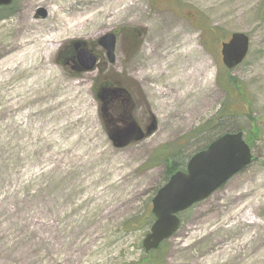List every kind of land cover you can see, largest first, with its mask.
Returning a JSON list of instances; mask_svg holds the SVG:
<instances>
[{"label":"rangeland","instance_id":"374dc122","mask_svg":"<svg viewBox=\"0 0 264 264\" xmlns=\"http://www.w3.org/2000/svg\"><path fill=\"white\" fill-rule=\"evenodd\" d=\"M94 1L0 8V64L27 39L34 46L38 34L61 33L72 11ZM128 2L135 7L117 20L100 13L94 25L66 30L37 69L17 70L0 85V264H138L148 255L144 219L164 183L163 164H154L160 151L174 149L185 162L239 126L254 160L182 213L164 257L151 264H264V0ZM40 7L47 14L35 18ZM109 31L118 41L113 64L96 42ZM234 32L248 35L250 47L227 70L220 44ZM75 41L97 54L94 70H72ZM40 70L51 79L26 89ZM227 78L240 86L231 97ZM108 83L127 88L141 128L154 125L122 149L99 117L95 93ZM257 125L258 138L249 132Z\"/></svg>","mask_w":264,"mask_h":264},{"label":"water","instance_id":"95a60500","mask_svg":"<svg viewBox=\"0 0 264 264\" xmlns=\"http://www.w3.org/2000/svg\"><path fill=\"white\" fill-rule=\"evenodd\" d=\"M13 0H0V6H8ZM35 18L45 17L47 11L37 8ZM107 54L108 60L115 59L116 33L109 31L96 39ZM75 65L78 72L95 69L96 57L86 49V43L75 41ZM249 36L245 33H231L228 41L220 45L221 59L228 70L240 65L249 51ZM110 91V90H109ZM102 89L99 98L101 109L107 113L106 105L109 92ZM120 93L118 89L114 90ZM122 129L113 128L109 131V139L116 148H123L134 141H141L154 132V125L141 130L135 119ZM112 121V120H111ZM252 162V148L245 142L242 131L224 133L213 139L205 148L191 155L185 170L172 173L168 181L158 188L151 199V211L154 221L149 233L142 240L146 252L159 248L161 242L170 238L179 228L181 220L178 215L193 204L204 201L216 189L225 184L226 180L243 170Z\"/></svg>","mask_w":264,"mask_h":264},{"label":"bare ground","instance_id":"6f19581e","mask_svg":"<svg viewBox=\"0 0 264 264\" xmlns=\"http://www.w3.org/2000/svg\"><path fill=\"white\" fill-rule=\"evenodd\" d=\"M71 2V0H62V2ZM87 2V0H78ZM103 5L104 10L100 12L98 9V6ZM123 5V6H120ZM135 7L134 3L128 2V0H109L103 4H101L100 0H96L93 2V4L89 6H85L82 9L76 8L75 11H72L70 19L68 20V23L64 26V28L61 30V33L59 31L52 32L49 37H41V34H38L35 37L36 43L34 46H28V44L33 41L27 39L24 41L22 45H24V48L21 49L20 45L17 47V50L14 52V49H11V53L6 56V58L2 61L0 64L2 68H0V85L5 84L7 80L10 78L11 74L17 70H35L37 69V66L42 62L44 59L47 58V54L50 53L52 49L55 47V39L60 38L63 33L67 31H75L77 29H81L84 26H87L88 23H91V25H94L95 22H98L99 19L98 15L102 13L101 18H104L105 16H108L110 21L117 20V17H122L126 14H128L129 10ZM55 13L63 11L61 8L58 7L54 9ZM112 11V14L110 15L109 12ZM61 20H64L65 17H67V14H63L59 16ZM60 33V34H59ZM16 47V46H15ZM6 70H2L5 68ZM42 68V67H41ZM44 70H40L38 73L42 72ZM47 74V75H46ZM50 73H45L36 75L32 81H29V83L26 85V89L28 90H34L37 88L38 82H46L47 80L51 79ZM195 75V71L192 72V74L189 75V77H193ZM195 83V82H194ZM196 84V83H195ZM191 89V87H188L187 90H185L183 93H188ZM181 94L180 97L185 98V94Z\"/></svg>","mask_w":264,"mask_h":264},{"label":"flooded vegetation","instance_id":"af4514ba","mask_svg":"<svg viewBox=\"0 0 264 264\" xmlns=\"http://www.w3.org/2000/svg\"><path fill=\"white\" fill-rule=\"evenodd\" d=\"M104 53H105V51H104ZM105 55H106L108 63L113 64L115 62V59L113 62H110L108 60L106 53H105ZM74 56L70 60L72 63L71 66H72L73 71L78 72L77 71L78 66L75 65V61H74L75 57ZM95 57H96L95 65L97 66L99 58H98L97 54H95ZM102 88L103 87L100 86V88L97 90V92L95 93V98H97L99 101L98 110H99L100 121H102L104 129L107 132V134L109 135L110 129H113V128L122 129L125 126H127V124L129 123V120H128L129 118L135 119L134 115H133L134 108H133V103L131 101V97H130L129 92H128L126 87L118 85L116 83H113V84L108 83V86H105V88L108 91L110 90L109 91L110 94H109V97H108L109 99H108V102L106 105L107 113H104L101 109L102 102L99 98ZM115 89H118L120 93L115 92L114 91ZM135 121L137 122L136 119H135ZM137 124H138V126H140L138 122H137ZM147 127H145L144 129L141 127L140 128L142 130H145Z\"/></svg>","mask_w":264,"mask_h":264},{"label":"trees","instance_id":"16d2710c","mask_svg":"<svg viewBox=\"0 0 264 264\" xmlns=\"http://www.w3.org/2000/svg\"><path fill=\"white\" fill-rule=\"evenodd\" d=\"M13 4H14V2H13ZM11 6H9V7H11ZM204 30L209 35L211 34L212 31L215 32L213 29H210L208 27L207 28L204 27ZM229 83H230L229 78H227L226 83H225L227 85V88L226 89H227V93L231 97V94L233 92H230V91L233 90V89H235V88L236 89H239L240 86L238 84H235V83H233V85H231V83L230 84ZM223 110H224V108H223ZM226 110H228V108ZM223 113H226V114L229 113L228 115H233L231 112H229V110L227 112H223ZM223 113H222V116H223ZM246 114H248L250 120L252 121L251 114H249V112L246 113ZM218 117H221V116H218ZM209 124H211V123H209ZM237 130H242V127L239 126V128L238 129H235L234 131H226V132H235ZM249 132H251L254 136H256L258 138L259 137V135H258V133H259V125L252 126V128L249 129ZM198 134H199V132H197L196 135H198ZM219 135H222V134H219ZM219 135H217V136H219ZM245 140L248 142V144L251 147L252 146V143L248 140L247 137L245 138ZM170 150L171 149H169V148L168 149L167 148L162 149L160 151L161 154L159 155L160 158L155 159V161H154V164H157V162H160L164 166V170H163L164 182H166L169 179V176L171 175V173H173V172H175L177 170H180V169L181 170H184L185 169V166H186V163H187L186 161L185 162H180V163L177 162V159L175 158V156H176V153L175 152L176 151L174 149H172L171 151ZM253 159H254V156H253ZM144 220H145L144 221L145 222L144 223V226H148L149 224H151V222L153 221V215H152L151 211L148 212V216ZM164 244H165V241H163V243L161 244V246L157 250H152V251H150V253H147L148 255H146L145 258H142V260L138 264H151V263L158 262V260H160L161 258L164 257V253L162 252V248L164 247Z\"/></svg>","mask_w":264,"mask_h":264}]
</instances>
